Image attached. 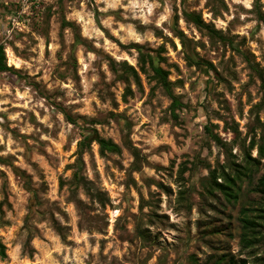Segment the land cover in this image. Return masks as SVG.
Here are the masks:
<instances>
[{"label": "rangeland", "instance_id": "1", "mask_svg": "<svg viewBox=\"0 0 264 264\" xmlns=\"http://www.w3.org/2000/svg\"><path fill=\"white\" fill-rule=\"evenodd\" d=\"M185 5L201 12L234 45L213 42L187 22ZM64 20L76 24L83 44L75 43L74 30ZM177 25L192 40L190 54L211 61L218 73L189 63L174 35ZM133 42L165 46L161 65L189 105L178 122L171 118L168 96L159 87L151 93L145 76L144 91L132 83L134 96L122 99L125 84L110 69L109 57L137 66L138 52L121 45ZM0 44L15 69L0 70V202L7 179L11 204L4 205L8 224L0 223L7 246L0 264H205L218 246L250 261L249 250L264 255V239L242 249L235 232L233 237L210 234L214 228L229 231V220L237 225L239 206L219 192L218 197L203 196L201 181L209 168L198 163L201 158L213 168L225 162L206 124H216L214 130L241 159L221 119L235 120L245 137L254 120L252 108L262 96L252 65L264 68V22L254 11V0H0ZM9 53L19 66L10 63ZM62 108L79 123L97 118L100 123L86 125L122 146L121 154L107 156L95 143L87 149L85 174L106 193V205L81 192L88 205L83 216L70 200L68 184L82 131ZM259 116L264 121L263 110ZM128 128L144 157L137 163L140 170L133 168L134 156L124 146ZM14 166L30 175L38 203ZM28 214L35 235L32 256L23 250ZM53 220L61 224V234Z\"/></svg>", "mask_w": 264, "mask_h": 264}, {"label": "trees", "instance_id": "2", "mask_svg": "<svg viewBox=\"0 0 264 264\" xmlns=\"http://www.w3.org/2000/svg\"><path fill=\"white\" fill-rule=\"evenodd\" d=\"M185 4V3H184ZM214 14H217L218 10H213ZM254 11L257 14L258 19L264 22V10L261 0H254ZM183 16L187 22H190L196 26L202 33L210 37L215 41H221L224 44L234 45L233 40L226 35L222 30L218 29L212 21H206L201 12L197 10H191L186 5L183 8ZM179 14H175V22H178ZM64 26H70L75 33V43L83 44L84 38L79 31L75 23L64 20ZM174 35L180 40L186 58L190 64L206 65L209 69L214 70L216 73V66L204 58L197 57L190 54V48H192V40L189 39L183 29L176 26ZM124 48L135 49L138 52L137 66L130 64L127 60L116 61L114 58L109 57V66L116 79L125 84L122 99L127 101L129 97L134 96L135 92L132 88V83L136 88L143 92L144 84L143 77L145 76L147 83L151 84L150 92L154 93L157 87L161 88L163 92L170 99L169 110L171 118L178 122L180 118V111L183 108H188L189 105L182 100L180 94H177L174 90L176 82L170 80V70L164 68L161 63L166 61L165 56H162V52L165 51V46L160 45L157 49L150 48L147 45L133 42L130 44H121ZM252 68L256 72L257 77L260 80V89L262 96L260 101L252 108L254 112V120L249 125L248 131L245 137H241V131L239 124L235 120H227L222 118L224 127L226 130L233 133V143L239 145L241 151V159L233 153L232 143L224 140V138L214 130L216 124H206L205 131L207 135L212 139L217 146H219L225 154L224 164H218L212 168V166L205 162L203 159H199L198 163L205 165L209 168L208 175L202 178L201 184L204 189L202 193L204 197H218V192L227 203L236 207L239 206V212L237 216V225L231 220L227 223L229 231L226 227L214 228L210 231L212 236L221 237L227 233L233 237V233H237L240 245L242 249H251L257 247L264 239V173L259 175L261 171V163L264 159V121L259 116V111H264V68L259 65H252ZM0 70L8 71L14 70L12 66H8L7 57L5 54V46L0 44ZM114 104L117 105V100L114 99ZM66 119L75 125H78L81 129V138L77 142L76 159L70 164L72 169L71 179L68 181L70 200L75 203L82 216L86 214L85 209L88 208L86 201L80 196L83 192L89 199L99 201L103 206L106 205L105 197L106 193L102 192L98 188H94L92 180H90L85 174L86 162L84 155L87 149L91 148L93 143L99 147V153L102 156L108 154H121L122 146L112 138L103 136L97 127L87 126V123H100L97 118H83L84 122L79 123L78 119L74 117L68 110L62 108ZM114 115V112H111ZM129 127V126H128ZM260 129V131H258ZM124 146L128 148L134 156L133 168L140 170L141 167L137 164L144 161V157L141 150L135 146L130 140L129 128L124 135ZM257 150V154H253V150ZM4 158L0 157V162ZM187 169L184 168L183 171ZM14 173L18 176H22L26 189L32 193L33 200L38 203V195L35 188L32 185L31 177L26 171L14 166ZM222 179V181H219ZM65 185V182L61 181V187ZM163 188L165 186L159 184ZM7 179L3 181L4 199L0 202V223L5 225L8 221L5 220L6 211L4 205L7 204L11 207L9 197L7 194ZM184 197H187L185 191H181ZM30 216L28 214L25 220V228L28 230V237L24 243L23 250L32 256L35 252V248L32 245V240L35 237L32 227L30 226ZM231 219L232 214L228 215ZM55 228L61 234V224L56 220H53ZM228 228V227H227ZM142 236L145 237L144 232ZM218 246L216 250L210 255L205 264H264V255H260L257 250L251 251V255L254 258L250 261L247 258L241 257L232 252L229 248ZM244 251V250H241ZM0 256L2 258L7 257V246L0 238ZM194 259V257H193Z\"/></svg>", "mask_w": 264, "mask_h": 264}, {"label": "bare ground", "instance_id": "3", "mask_svg": "<svg viewBox=\"0 0 264 264\" xmlns=\"http://www.w3.org/2000/svg\"><path fill=\"white\" fill-rule=\"evenodd\" d=\"M9 59L11 64H16L17 66H19L18 61L13 57L11 53H9Z\"/></svg>", "mask_w": 264, "mask_h": 264}]
</instances>
